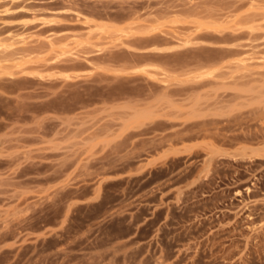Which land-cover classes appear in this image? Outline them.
Listing matches in <instances>:
<instances>
[{"label": "rangeland", "instance_id": "rangeland-1", "mask_svg": "<svg viewBox=\"0 0 264 264\" xmlns=\"http://www.w3.org/2000/svg\"><path fill=\"white\" fill-rule=\"evenodd\" d=\"M0 264H264V0H0Z\"/></svg>", "mask_w": 264, "mask_h": 264}]
</instances>
